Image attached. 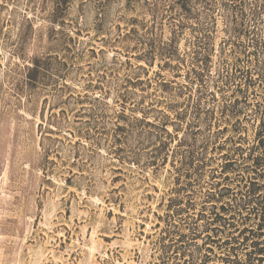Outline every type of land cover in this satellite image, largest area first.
Masks as SVG:
<instances>
[{
	"label": "rangeland",
	"instance_id": "374dc122",
	"mask_svg": "<svg viewBox=\"0 0 264 264\" xmlns=\"http://www.w3.org/2000/svg\"><path fill=\"white\" fill-rule=\"evenodd\" d=\"M157 1L0 0V264L161 263L160 238L169 220L164 205L174 196L171 167L154 172L143 166L152 150L147 140L118 130L123 111L126 121L140 117L131 111L138 104L168 111L170 98L160 83L175 90L187 84L190 30L177 43L185 62L141 57L148 39L164 47L171 37L168 18L153 16ZM215 2L212 77L232 51L225 14ZM134 20L145 25V45L133 40ZM34 57L47 64L45 77L28 89L25 65ZM147 81L151 87L143 91ZM124 88L133 93L129 102L120 96ZM136 154L144 156L140 165L131 161ZM206 235L185 257L170 254L180 264H236L250 251L228 257L225 236L203 246Z\"/></svg>",
	"mask_w": 264,
	"mask_h": 264
},
{
	"label": "trees",
	"instance_id": "16d2710c",
	"mask_svg": "<svg viewBox=\"0 0 264 264\" xmlns=\"http://www.w3.org/2000/svg\"><path fill=\"white\" fill-rule=\"evenodd\" d=\"M66 2L58 0L57 4ZM215 3V0H170L167 4L157 1L153 16L156 20L168 18L171 32L164 47H159L153 38L147 43L140 34L145 25L136 20L132 23L136 46L147 43L149 47L141 57L150 60L158 55L169 61L185 62L177 55V43L186 30L191 34L187 84L178 91L168 83H160L158 87L170 98L168 111L140 107L141 103L131 110H139L140 117L134 122L126 121L123 111L120 117L125 123L118 127L128 139L132 134L146 139L152 149L144 163L142 155L131 157L134 164L143 163L154 172L165 170L168 163L171 167L167 172L174 177V196L166 205L160 204L166 208L169 219L166 222L159 217L168 226L160 238V264H180L170 253L185 257L189 248L195 246L192 242L202 234H207L203 246L225 236L223 246L228 257L250 249L242 261L235 260L236 264L264 262V0H220L232 51L222 72L212 77L210 32ZM164 10L169 14L163 15ZM150 31L155 33V26ZM127 62L130 63L129 59ZM46 66L39 57L25 65L28 89L44 79ZM142 84H146L143 91L151 87L149 81ZM132 95L127 88L120 94L125 102ZM121 152L120 148L117 153ZM205 179L207 186L198 191L196 187ZM199 199L203 201L198 213H191L197 209ZM208 209V215L204 214ZM179 216L186 217L184 223L169 222ZM201 221L203 224L199 225ZM196 253L198 250L187 254L192 262Z\"/></svg>",
	"mask_w": 264,
	"mask_h": 264
}]
</instances>
